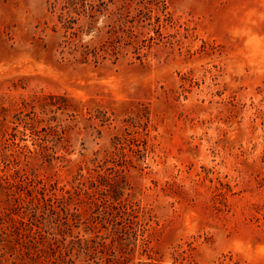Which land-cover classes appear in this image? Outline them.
Instances as JSON below:
<instances>
[{"label": "rangeland", "instance_id": "1", "mask_svg": "<svg viewBox=\"0 0 264 264\" xmlns=\"http://www.w3.org/2000/svg\"><path fill=\"white\" fill-rule=\"evenodd\" d=\"M79 171V220L48 235L38 213L37 254L0 215V264H264V0H0V211ZM123 204L114 257L125 222L93 219Z\"/></svg>", "mask_w": 264, "mask_h": 264}, {"label": "trees", "instance_id": "2", "mask_svg": "<svg viewBox=\"0 0 264 264\" xmlns=\"http://www.w3.org/2000/svg\"><path fill=\"white\" fill-rule=\"evenodd\" d=\"M117 145L118 144H114L113 147L116 148ZM44 161L47 164H50V161H46V160ZM76 176L77 177L79 176V178H76ZM80 178L84 179V174H81V172L79 171L78 173L75 174L73 178V185L71 189L65 190L64 188H62V191L65 194H62L60 198L56 194H53L47 197L45 193L46 189H41V190L39 189L35 192L33 191L26 192L27 195L31 197V199L29 201H25L23 199L22 203H21L20 197L15 198L13 196L12 198L13 204H10L9 208H5L1 210L0 215L2 216L6 215V217H8V220L10 221V233L12 236H15L14 240L18 242L19 244H21L22 247L28 246L27 249L29 251L34 249V252L38 254L39 251L41 252V250L43 249L42 247H39V244H43V242L46 240L45 239L46 237H41L40 242H37V243L32 242L29 239L30 232L32 231L31 230L32 226H36L39 228V226L36 224L38 221L37 219L38 213H41L40 217H43L42 220H45L46 222L44 227H42L41 229L44 233L48 235L49 234L63 235L66 229L71 225L69 224L70 223L69 220L71 221L79 220L81 214L78 211L72 213L71 207L77 206L81 202H85L81 199V197L82 196L88 197L89 196L88 189H91L96 184V182L92 181L91 179H87L85 183H82L80 182ZM96 181L98 182L99 185L106 186L109 189L110 200H112V202L114 203L120 202L123 199L124 191H125L124 185L126 183L124 177H119L117 179H109L104 174H97ZM7 195L9 196V194ZM12 199L10 200V203ZM59 203L60 205L55 206V204H59ZM59 207L60 209H57ZM120 207L110 206V208L107 207L103 209V211L101 210L99 212V217H96L93 219L95 223H93L92 225L93 230L98 231L99 230L98 224L102 225L105 221L113 222L115 221L114 219L116 217H119V219L125 222V224L120 229L112 227L111 235L114 236L113 241L117 242V245L115 246V248L109 251V253L113 256L116 255V252L121 251L122 247L126 246L125 244L126 240L128 241L131 240L130 229H131V225L133 224V217H132L133 214H129L128 217L125 218V211H123V208H122V207H125V204L121 205ZM12 209L13 211L16 212L15 215L17 217L19 216V218L15 219L13 216H11ZM21 209H24L22 214L24 215V217H27L28 222L26 224L25 222L21 221L24 219V217L23 216L20 217V215H18ZM88 209L91 211L94 209L97 210V205L96 204L93 205L89 203ZM9 210H10V213H7V211ZM18 224H20L22 228L18 227L17 226ZM24 230H26L25 232L27 233L23 234ZM51 231L53 233H51ZM53 240L56 242L57 248L60 249L59 252L61 250H64L67 252L66 256H70L71 253L76 250L75 259L83 258L84 260H90L93 258L94 253H92L91 251L93 247L91 245V242H92L91 238L83 239L82 240L83 242L77 247H74V243L72 242L65 244V238L62 239V241H58L56 239H53ZM62 262L65 263V261H62Z\"/></svg>", "mask_w": 264, "mask_h": 264}]
</instances>
